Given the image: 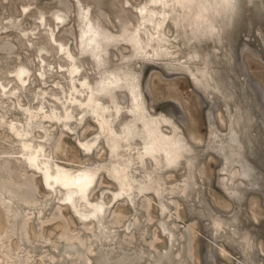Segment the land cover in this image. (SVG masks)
Masks as SVG:
<instances>
[{"label":"rangeland","instance_id":"obj_1","mask_svg":"<svg viewBox=\"0 0 264 264\" xmlns=\"http://www.w3.org/2000/svg\"><path fill=\"white\" fill-rule=\"evenodd\" d=\"M153 1L0 0V264H264V0Z\"/></svg>","mask_w":264,"mask_h":264},{"label":"bare ground","instance_id":"obj_2","mask_svg":"<svg viewBox=\"0 0 264 264\" xmlns=\"http://www.w3.org/2000/svg\"><path fill=\"white\" fill-rule=\"evenodd\" d=\"M177 3H181L182 4V2L184 1V0H180V2H179V0H175ZM193 1V0H192ZM195 1V0H194ZM199 1V0H198ZM203 1V2H202ZM200 3H202V4H200L201 5V7H203V9H205V10H208V9H206L205 8V4H204V1L207 3V1H209V0H202ZM225 1V0H224ZM228 1V0H227ZM163 1L162 0H154L153 1V3L154 4H158V3H162ZM169 2L170 1H164L163 2V6H167V5H169ZM187 2H188V0H187ZM213 2H216V4L217 3H219L220 2V0H213ZM175 3V2H174ZM198 3V2H197ZM184 4V3H183ZM187 4V3H186ZM228 4V3H227ZM178 5V4H177ZM218 5V4H217ZM217 5H215V6H217ZM221 5V4H220ZM219 5V6H220ZM229 5V4H228ZM182 6H184V5H182ZM191 6V5H190ZM197 6V5H196ZM195 6V7H196ZM213 6V5H212ZM210 8V7H209ZM218 8H221V7H218ZM198 9H200L201 10V8H198ZM154 12V11H153ZM195 12V11H194ZM196 12H198L197 14H199L200 13V11H196ZM209 12V11H208ZM207 12V13H208ZM203 13L204 14H206L204 11H203ZM179 14V13H178ZM201 14V13H200ZM203 14V15H204ZM211 15V14H210ZM154 16V15H153ZM156 16V15H155ZM165 16V15H164ZM197 16V18H199V16L198 15H196ZM210 18V17H209ZM208 18V19H209ZM146 19V18H145ZM152 19V18H151ZM166 19L167 18H165L163 21H161V22H159V23H156V27L158 28V27H162V24L166 21ZM206 19V18H205ZM207 19V20H208ZM155 20V19H154ZM197 20H199V19H197ZM201 20V19H200ZM203 20V19H202ZM210 20V19H209ZM147 21V20H146ZM85 22V21H84ZM201 22V21H200ZM154 23V22H153ZM199 23V22H198ZM211 23V22H210ZM88 24V23H87ZM199 24H201V23H199ZM198 24V25H199ZM207 25V24H206ZM210 25V24H209ZM214 25V24H213ZM202 26V25H201ZM199 27V26H198ZM87 28H89L88 26H87ZM159 29V28H158ZM85 30V29H84ZM212 30V29H211ZM92 33V32H91ZM95 35H97V33L95 34ZM94 39V38H93ZM96 40V39H95ZM162 40V39H161ZM93 41V40H92ZM92 41H89V42H92ZM88 42V43H89ZM153 49V48H152ZM95 50V49H94ZM94 54V53H93ZM171 56V55H170ZM22 72L23 73V71L22 70H19V71H17V72ZM21 72H20V75H21ZM22 75H24V73L22 74ZM22 82V81H21ZM132 95H134V94H132ZM134 100L135 101H137V97H135L134 98ZM92 110V109H91ZM96 112V111H95ZM103 112V111H102ZM40 116V115H39ZM55 120V119H54ZM144 120V126L147 128V131H148V133L150 134L149 136L150 137H148V138H151V139H148V140H152V142L154 143V144H159L160 145V147L162 148V149H164V150H166V151H169V149L171 150V151H173L174 149H172L173 148V145H174V143H172V142H170V141H166L163 137H161V136H158L157 135V132H156V130L153 128V127H151V124L149 123V122H147V121H145V118L143 119ZM169 140V139H168ZM149 144V143H148ZM177 144V143H176ZM28 145V144H27ZM114 145V144H113ZM86 147V146H85ZM88 147V146H87ZM153 147V146H152ZM156 147V146H155ZM181 147V146H180ZM29 148V147H28ZM151 148V147H150ZM150 148H148V149H150ZM160 148V149H161ZM175 148V147H174ZM154 149V148H153ZM156 149V148H155ZM158 149V148H157ZM33 150V149H32ZM175 151V150H174ZM40 152V151H39ZM170 152V151H169ZM169 152H167V153H169ZM166 153V154H167ZM173 153V152H172ZM171 153V154H172ZM175 153V152H174ZM173 153V154H174ZM170 155V154H169ZM178 155V154H177ZM30 156H31V154H30ZM34 156V155H33ZM175 157V156H174ZM30 158V157H29ZM27 160H28V158H27ZM31 160V159H30ZM32 165V164H31ZM46 170V169H45ZM5 171V170H4ZM61 173H63V172H61ZM68 173V172H67ZM87 173V172H86ZM80 174V173H79ZM92 175V174H91ZM91 175H88V174H85V173H83V174H81V175H77V176H72V175H68V174H66V173H63V174H60V173H58V175L56 176V180H57V182H59V183H61L63 186H65V187H67V189H68V192H67V195H66V197H65V200H67V201H72V199H73V195H75V194H80L81 195V197H83L85 194V191L87 190V187H88V185L92 182V178H91ZM10 177V176H9ZM50 178V176H46L45 177V179H49ZM47 182V181H46ZM56 183V182H55ZM48 184V183H47ZM92 185V184H91ZM51 187V186H50ZM29 188H30V186H29ZM89 188V187H88ZM5 189V186H3V185H1V187H0V191L2 192L3 190ZM28 191V190H27ZM20 192V191H19ZM24 192V191H23ZM21 194H22V192H21ZM29 194V193H28ZM28 194H24V197H27L28 196ZM121 194V193H120ZM21 196V195H20ZM29 196H30V194H29ZM23 197V198H24ZM26 199V198H25ZM3 200V199H2ZM28 200V199H27ZM31 200V199H30ZM98 212V211H97ZM97 212H95V213H97ZM20 262V261H19ZM23 262V261H22Z\"/></svg>","mask_w":264,"mask_h":264}]
</instances>
